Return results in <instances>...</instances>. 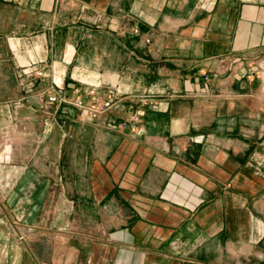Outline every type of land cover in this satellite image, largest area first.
I'll use <instances>...</instances> for the list:
<instances>
[{
    "label": "crops",
    "instance_id": "0c3cea01",
    "mask_svg": "<svg viewBox=\"0 0 264 264\" xmlns=\"http://www.w3.org/2000/svg\"><path fill=\"white\" fill-rule=\"evenodd\" d=\"M0 8L40 36V66H71L47 96L114 100L95 120L55 103L49 132L0 157V264H264V0Z\"/></svg>",
    "mask_w": 264,
    "mask_h": 264
},
{
    "label": "rangeland",
    "instance_id": "374dc122",
    "mask_svg": "<svg viewBox=\"0 0 264 264\" xmlns=\"http://www.w3.org/2000/svg\"><path fill=\"white\" fill-rule=\"evenodd\" d=\"M6 2L13 3L8 0ZM7 14L6 10L0 8V157L4 165L6 161L10 160L13 153H18L21 140L27 138L37 140L40 133L49 132L48 124L54 120H60L57 117V111L52 106L61 103L71 107L74 103V101L69 102V99L64 96H56L58 98L56 104L48 102L46 91L49 85L40 79L55 76L58 80L61 76L69 77L71 66H68L67 69L55 65L40 66L39 58L45 54V47L44 50L40 48L35 50L37 45L32 43L39 40L40 36L24 33L22 27H15L14 33H8L10 20L6 19ZM16 20L17 14L15 15ZM71 36L75 37L76 35H70V38ZM10 38H14V50L9 48ZM94 41L100 47H106V43L114 45L113 41L106 40V35L99 33L94 35ZM114 53L118 56L119 50H115ZM96 56L103 58L100 51H96ZM102 67L101 65L95 66V68L90 67L88 70L96 73V70H101ZM55 84L59 85V82ZM79 116L83 118L80 114ZM24 124H30V129L23 128ZM18 139L20 142L17 141ZM33 143V141L31 143L28 141V144ZM2 196V201L5 203L6 197ZM14 221L15 227H19L21 219L15 218ZM19 233L22 232L17 234ZM21 235L27 234L23 232ZM21 235L18 238L19 242L23 241Z\"/></svg>",
    "mask_w": 264,
    "mask_h": 264
},
{
    "label": "built area",
    "instance_id": "2783aa9c",
    "mask_svg": "<svg viewBox=\"0 0 264 264\" xmlns=\"http://www.w3.org/2000/svg\"><path fill=\"white\" fill-rule=\"evenodd\" d=\"M8 1H11L13 3L20 2V0H8ZM47 100L51 104L58 102V98L56 96H47ZM73 106L77 108L79 114L83 118L95 120L98 117L105 115L108 111H110L114 107V100L110 94L108 99L106 100L103 101L94 100L88 104H85L83 101L76 99L73 103ZM142 114L143 113L141 111L135 112L129 117L128 122L133 124L138 123L139 117L142 116ZM125 126L126 123H122L120 125V128L124 129ZM132 131H134V129H132Z\"/></svg>",
    "mask_w": 264,
    "mask_h": 264
}]
</instances>
